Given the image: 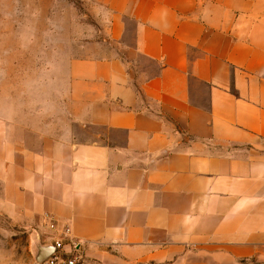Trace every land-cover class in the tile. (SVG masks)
Here are the masks:
<instances>
[{
	"label": "crops",
	"instance_id": "obj_1",
	"mask_svg": "<svg viewBox=\"0 0 264 264\" xmlns=\"http://www.w3.org/2000/svg\"><path fill=\"white\" fill-rule=\"evenodd\" d=\"M98 2L67 136L0 117V216L81 264H264V0Z\"/></svg>",
	"mask_w": 264,
	"mask_h": 264
},
{
	"label": "rangeland",
	"instance_id": "obj_2",
	"mask_svg": "<svg viewBox=\"0 0 264 264\" xmlns=\"http://www.w3.org/2000/svg\"><path fill=\"white\" fill-rule=\"evenodd\" d=\"M109 18L98 0H0V117L65 138L64 69L109 53ZM32 234L0 216V264H30Z\"/></svg>",
	"mask_w": 264,
	"mask_h": 264
},
{
	"label": "built area",
	"instance_id": "obj_3",
	"mask_svg": "<svg viewBox=\"0 0 264 264\" xmlns=\"http://www.w3.org/2000/svg\"><path fill=\"white\" fill-rule=\"evenodd\" d=\"M46 219L49 221V230L54 231L56 229L54 220L47 216ZM68 236L69 229L66 228L62 233V237L50 244L54 248L53 253L41 264H81L82 256L78 253V247L76 243L67 240Z\"/></svg>",
	"mask_w": 264,
	"mask_h": 264
},
{
	"label": "water",
	"instance_id": "obj_4",
	"mask_svg": "<svg viewBox=\"0 0 264 264\" xmlns=\"http://www.w3.org/2000/svg\"><path fill=\"white\" fill-rule=\"evenodd\" d=\"M32 242V260L34 264H41L53 253V246L50 244H42L36 233L31 236Z\"/></svg>",
	"mask_w": 264,
	"mask_h": 264
}]
</instances>
